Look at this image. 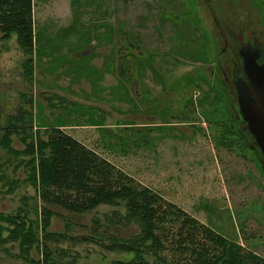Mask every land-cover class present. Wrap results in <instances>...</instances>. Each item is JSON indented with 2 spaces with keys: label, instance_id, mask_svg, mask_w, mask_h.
Returning <instances> with one entry per match:
<instances>
[{
  "label": "rangeland",
  "instance_id": "374dc122",
  "mask_svg": "<svg viewBox=\"0 0 264 264\" xmlns=\"http://www.w3.org/2000/svg\"><path fill=\"white\" fill-rule=\"evenodd\" d=\"M212 1L217 16L223 17V0ZM32 4L36 47L32 84L23 77L15 36L0 38V122L3 113L32 96V106L26 107L41 130L61 125L202 222L264 256L262 158L235 139L237 135L222 132L210 113L211 86L227 92L219 64L231 65L207 0H32ZM233 14L246 18L239 9ZM117 45L126 54L121 74L114 62ZM154 105L163 111L160 116L148 110ZM11 145L23 147L14 134ZM6 156L0 145V162ZM13 163L6 171L20 181L25 170L12 171ZM7 188L0 184V212L13 211L24 201L31 217L36 216V205L40 215L43 203L31 184L20 181L12 191ZM46 206L51 210L48 229L72 235L89 233L92 215L106 208L76 213ZM48 242L68 251L61 257L64 264L75 254L76 264L130 257L91 241L65 237ZM17 250L15 243L0 245V264H31L15 256ZM38 254L32 251L33 256Z\"/></svg>",
  "mask_w": 264,
  "mask_h": 264
},
{
  "label": "trees",
  "instance_id": "16d2710c",
  "mask_svg": "<svg viewBox=\"0 0 264 264\" xmlns=\"http://www.w3.org/2000/svg\"><path fill=\"white\" fill-rule=\"evenodd\" d=\"M32 5V0H0V38L15 36L23 57L22 74L29 85L33 82L36 51ZM115 54L116 72L121 74L126 54L119 45ZM109 65L113 62L109 61ZM214 89L212 85L213 95L208 101L214 108L208 106L213 123L226 135H237L235 139L243 141L263 160L256 142L245 134L235 117L229 94ZM20 97H25V93L21 92ZM32 103L30 95L21 99L12 110L2 114L0 122V145L7 153L0 162V184L12 191L20 181L28 182L43 203L39 206L40 215L37 205L34 206L35 217L30 216L24 201L13 211L0 212V245L15 243L18 250L13 254L19 259L31 264H64L61 257L67 250L52 246L48 240L67 237L130 254L127 259H111L105 264H264V256L202 222L61 125L51 124L41 130L26 107ZM148 110L160 112L159 116L163 112L159 105L148 106ZM131 129L134 132L136 128ZM13 134L22 142V148L11 145ZM13 161L12 171L17 167L25 170L20 181L6 171V165ZM49 204L76 213L98 211L102 205L106 208L92 215L89 233L72 235L48 229L51 210L46 205ZM66 225L70 226L71 222ZM32 251L39 252L38 256H33ZM72 258L66 263L76 264L77 254Z\"/></svg>",
  "mask_w": 264,
  "mask_h": 264
},
{
  "label": "flooded vegetation",
  "instance_id": "af4514ba",
  "mask_svg": "<svg viewBox=\"0 0 264 264\" xmlns=\"http://www.w3.org/2000/svg\"><path fill=\"white\" fill-rule=\"evenodd\" d=\"M207 2L212 9V18L223 41L222 52L226 54L231 65L219 64L227 93L233 102L232 111L245 130V134L253 138L238 107L236 85L238 83L242 87L244 85L251 87V69L243 59L245 52L253 48L254 63L258 66L264 64V0H223L220 3L221 8L224 9L223 17L217 16L212 0ZM235 9L245 12L246 18L233 14Z\"/></svg>",
  "mask_w": 264,
  "mask_h": 264
},
{
  "label": "water",
  "instance_id": "95a60500",
  "mask_svg": "<svg viewBox=\"0 0 264 264\" xmlns=\"http://www.w3.org/2000/svg\"><path fill=\"white\" fill-rule=\"evenodd\" d=\"M245 52L243 59L251 69V87L236 85L238 107L246 120V127L253 135L264 163V64L254 63V49Z\"/></svg>",
  "mask_w": 264,
  "mask_h": 264
}]
</instances>
